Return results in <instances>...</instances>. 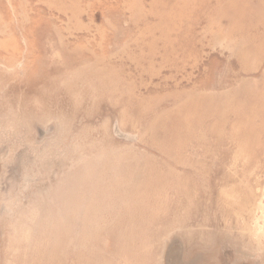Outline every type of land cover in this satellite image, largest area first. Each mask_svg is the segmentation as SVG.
I'll return each mask as SVG.
<instances>
[{
  "label": "rangeland",
  "instance_id": "obj_1",
  "mask_svg": "<svg viewBox=\"0 0 264 264\" xmlns=\"http://www.w3.org/2000/svg\"><path fill=\"white\" fill-rule=\"evenodd\" d=\"M0 264H264V0H0Z\"/></svg>",
  "mask_w": 264,
  "mask_h": 264
}]
</instances>
